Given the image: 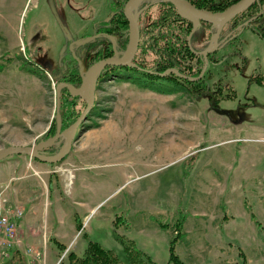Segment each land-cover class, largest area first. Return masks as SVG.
Masks as SVG:
<instances>
[{"label": "rangeland", "instance_id": "rangeland-1", "mask_svg": "<svg viewBox=\"0 0 264 264\" xmlns=\"http://www.w3.org/2000/svg\"><path fill=\"white\" fill-rule=\"evenodd\" d=\"M111 1L0 0V150L56 133V86L73 52L86 63L106 46L115 58L127 52L129 21L105 42H91ZM160 2L137 9L141 32ZM210 23L193 45L189 36L191 47L210 44L217 28ZM234 28L226 24L219 49L241 26ZM155 58L141 50L138 60L151 66ZM100 73L95 104L64 159L0 161V212L21 207V222L28 220L4 264H68V253L82 256L90 241L123 260L132 242L158 264H174L171 229L162 225L173 227L182 215L176 253L185 264H264V39L245 29L208 63L206 87L215 92L221 83L226 94L230 85L233 99L159 92L120 77L97 81ZM86 105L76 100L78 117ZM65 144L63 137L44 155L56 156Z\"/></svg>", "mask_w": 264, "mask_h": 264}, {"label": "trees", "instance_id": "trees-1", "mask_svg": "<svg viewBox=\"0 0 264 264\" xmlns=\"http://www.w3.org/2000/svg\"><path fill=\"white\" fill-rule=\"evenodd\" d=\"M127 0H112L110 4V17L108 20L96 23L93 35H91V42L98 43L105 42L107 35L117 31V29L124 28L128 20L124 14V6ZM192 5L199 9H205L212 12H222L236 4L240 0H188ZM161 11L153 18L150 23V29L147 33H142V39L139 43V51L136 55L134 62L135 66H107L100 73L98 80L102 79H115L118 77L131 81L143 88L158 90L159 92H176L180 89L188 91L192 95L200 96L206 93L210 94V100L216 99H233L235 92L232 86H227L228 93L224 94L225 85L220 83L217 91L210 92L206 87V72L198 80H190L189 77H198L204 66V58L195 51H199L191 47L188 38L191 36V43L197 41L203 34L208 32L211 23L201 19L198 27L193 31V22L187 18L182 17L177 8L168 1L159 3ZM248 22V23H247ZM125 25H123V24ZM233 24L234 29L241 26L236 30L228 39L226 44L221 47L224 48L228 45H236L239 41L242 32L245 29H252L264 39V0H256L249 8L238 14L227 25ZM225 27L222 34L224 33ZM109 33V34H108ZM146 34V39H143ZM221 34L220 41L223 40ZM202 38V37H201ZM220 48V49H221ZM219 49V50H220ZM145 51L156 55L154 63L149 66L147 63L139 61L140 51ZM217 50L209 54V62L216 60ZM82 62L80 66L76 57L72 58V65L61 76V80L80 86L82 83V76L80 71L82 67L89 68L95 62L106 59L109 57L117 56L116 51L111 46L101 48L94 55V60L86 63L84 58L78 53L77 55ZM167 69H175L181 77L175 72H170L162 75ZM258 83H262L261 77H255ZM162 85L166 86L163 87ZM80 99L79 96H73L67 88L61 91V115H62V128L69 127L78 118L75 111L76 100ZM54 135V134H53ZM51 148L44 149L42 153ZM177 219L173 227L168 224H163L165 229H171L172 239L170 241V262L174 264H185V262L176 253V245L183 237L185 232L182 231L184 216ZM252 217L256 219L255 214ZM77 226L81 229L82 224L78 223ZM62 246V244H60ZM125 252L127 259L123 260L112 249L105 248L97 241H90L85 253L80 256L75 252L68 253V264H158L152 259L150 255L136 247L132 242L125 245Z\"/></svg>", "mask_w": 264, "mask_h": 264}, {"label": "water", "instance_id": "water-1", "mask_svg": "<svg viewBox=\"0 0 264 264\" xmlns=\"http://www.w3.org/2000/svg\"><path fill=\"white\" fill-rule=\"evenodd\" d=\"M137 1L139 0H128L124 6V14L127 20L129 21L131 27V42L129 44L126 54L119 58L109 57L106 59L99 60L94 64H92L88 69H82L80 72L82 76V83L79 87H76L68 82L60 81L56 86V95H57L56 96V116H57L56 133L53 136L49 137L48 139L40 141L36 145H10L4 147L0 150V161L8 158L11 155H28L42 162L54 163L61 161L70 153L73 147V141L77 136L79 127L82 125L84 121L87 120L88 114L95 104V88L91 91V93H88L87 90L90 84L92 83L94 77L96 76V74H99L100 71L107 66H127V67L135 66L134 58L139 48L141 31L139 27L138 17L130 12V7H132V5L135 4ZM160 1L171 2L177 8L179 14L182 17L193 21L194 23L193 31L196 30L200 22V19L208 20L213 23L215 20L218 22V25L216 26L217 27L216 32L214 33L210 44L202 51H195L204 58V66L200 75L198 77H189L190 80L196 81L200 79L207 70L209 63V58H208L209 54L216 52L219 49L220 37L226 24L229 21H231L234 17H236L238 14L249 8L256 0H240L239 2H237L236 4L232 5L230 8L222 12H212L209 10L196 8L188 0H160ZM185 12H188L189 14H186ZM132 32H133V36H132ZM73 55L74 57H76L74 52ZM77 60L79 64H81V61L78 58ZM171 71L183 77V75L180 74L175 69H170L169 71L162 73V75H166L168 72ZM63 87H67L72 95L80 96L87 103L85 109L77 118V120L65 129L62 128V118L60 113L61 89ZM81 133L82 131L78 133V136H80ZM66 134H69V138L59 154H57L56 156H47L42 154V151L44 149L52 147L61 138L65 137Z\"/></svg>", "mask_w": 264, "mask_h": 264}, {"label": "built area", "instance_id": "built-area-1", "mask_svg": "<svg viewBox=\"0 0 264 264\" xmlns=\"http://www.w3.org/2000/svg\"><path fill=\"white\" fill-rule=\"evenodd\" d=\"M23 216L24 211L21 207L8 208L0 212V264L10 259L15 247L21 245L18 230Z\"/></svg>", "mask_w": 264, "mask_h": 264}, {"label": "bare ground", "instance_id": "bare-ground-1", "mask_svg": "<svg viewBox=\"0 0 264 264\" xmlns=\"http://www.w3.org/2000/svg\"><path fill=\"white\" fill-rule=\"evenodd\" d=\"M147 2V1H150V0H139V1H137L135 4H133L132 5V7H130V12L133 14V15H136L137 16V14H136V11H137V9H139V6H141V3L143 4V2ZM186 14H189L188 12H185ZM214 25L215 26H217L218 25V22L215 20L214 21ZM132 36H133V32H132ZM126 54V53H125ZM124 54V55H125ZM123 55V56H124ZM98 76V74H96V76L94 77V79H93V81H92V83L90 84V86H89V88H88V90H87V92L88 93H91V91L95 88V86H96V77ZM65 138H66V141L68 140V138H69V134H66L65 135Z\"/></svg>", "mask_w": 264, "mask_h": 264}, {"label": "crops", "instance_id": "crops-1", "mask_svg": "<svg viewBox=\"0 0 264 264\" xmlns=\"http://www.w3.org/2000/svg\"><path fill=\"white\" fill-rule=\"evenodd\" d=\"M26 224V225H28V220H24L23 222H20V232H21V234L22 233H25V230H23V224Z\"/></svg>", "mask_w": 264, "mask_h": 264}]
</instances>
